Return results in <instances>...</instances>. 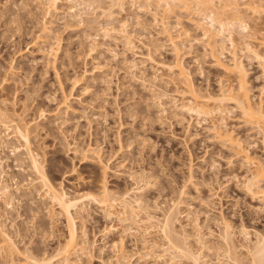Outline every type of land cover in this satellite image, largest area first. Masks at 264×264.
<instances>
[{
	"label": "rangeland",
	"instance_id": "1",
	"mask_svg": "<svg viewBox=\"0 0 264 264\" xmlns=\"http://www.w3.org/2000/svg\"><path fill=\"white\" fill-rule=\"evenodd\" d=\"M82 1L58 0L57 9L46 13L43 0H0V105L35 119L32 144L50 179L70 197L99 191L104 177L110 193L129 192L138 199L139 217L148 209L158 220L182 198L174 224L189 235L192 250L202 251L203 264H238L240 259L248 264L250 244L264 234V177L255 176L256 165L246 157L264 165L259 128L233 102L213 117L182 108L189 99L187 83L172 66L180 61L200 94H217L239 88L238 76L216 61L230 63L236 57L246 71L248 98L264 106V14L249 15L255 33L249 51L243 40L235 49L221 38L217 48L212 46L197 24L201 17L192 0L188 6L171 2L168 13L157 0H126L111 18L95 9L108 0L81 6ZM85 5L87 13L80 17ZM95 17L100 19L90 21ZM163 19L178 37V53L163 32ZM122 21L131 42L121 34ZM214 125L230 131L233 139L217 138ZM9 132L0 123V141L7 142H1L0 157H5V179L14 192L10 206L0 198V220L19 253L2 247L10 251L6 255L0 248V264H18L28 250L37 257L54 254L69 228L65 215L44 195L22 147L13 152L20 142L6 137ZM108 209L84 200L74 210L78 242L95 245L89 254L77 250L72 257L77 264H118L122 253L129 264H193L171 253L160 224L139 226L123 220L119 208ZM194 219L204 246L196 240ZM226 222L235 249L225 240ZM121 239L122 253L114 246Z\"/></svg>",
	"mask_w": 264,
	"mask_h": 264
},
{
	"label": "bare ground",
	"instance_id": "2",
	"mask_svg": "<svg viewBox=\"0 0 264 264\" xmlns=\"http://www.w3.org/2000/svg\"><path fill=\"white\" fill-rule=\"evenodd\" d=\"M57 1L58 0H43V5L46 9V13H50L51 11H55L57 9L56 7ZM83 1H87V0H83ZM83 1H82L81 6L84 4ZM108 1L109 3L107 6L102 5L100 3V4H97V6L95 7V9L97 8L98 10H101L102 16H104V18L105 17L111 18L112 16H114L113 9H116L115 7L123 10L124 4L126 3V0H108ZM157 1H159L158 3L161 7L162 12L164 11V13L166 12L168 13V11H170L172 8L171 2H178L181 6H188L190 0H157ZM160 1H165V3L163 2V4H161ZM192 1L196 2L198 14L201 17V19L198 20L197 24L199 27L203 29L204 36L207 37L208 39H212V43H211L212 46L215 47L218 39L221 38V41L223 42H225L226 40L229 41L230 44L232 45V48L235 49L237 42H239L240 40L241 41L243 40V42H245L244 44L246 48L249 51L254 50L252 49L253 44H251V41H252L251 39L252 37H254L253 35L255 33L252 32V25L249 21L250 20L249 15L264 14V0H192ZM241 4L244 5L245 7L244 9L241 7ZM87 7L88 6L85 5V7L82 8L80 17H82V15L84 14L83 11L85 10L83 9H87ZM94 11L95 10H93V13ZM73 13H75V11H73ZM86 13H87V10L85 11V14ZM75 15H77V11ZM225 15H231V18L224 17ZM102 16L100 14V17ZM96 18H99V17H95V19L92 18L90 21L94 23L96 21ZM90 21H87V22H90ZM92 22H90L89 24H93ZM106 27H105V30L111 29L110 27H108L110 29H107ZM126 27L128 26L126 22L124 21L122 23L123 33L121 34L125 36L129 41V38L131 35L129 36V32L125 30ZM162 27H163L164 34L169 38L171 43L175 46V51L176 53H178L179 52V48L177 45L178 37L173 32L174 30L172 29V27L170 26L169 22L166 19L162 20ZM46 29H47V26H45V30ZM222 47L224 50L225 49L224 44L222 45ZM216 61L218 62V65L222 69L238 76L240 86L237 89V91L236 90L234 91L232 88H230L227 90L222 89L221 92L217 94H211V93L200 94L197 91V89L191 83H189L187 79L186 69L185 67H183L182 63L179 61L172 67H175V69L179 71L182 77L185 76L183 78L185 82L187 83L186 92H188V98H189L188 102L186 103L184 102L185 104H182V105L180 104V105L182 106V108H185L188 111L195 112L198 115H205V116L213 117L215 113L221 114L225 110L224 106L228 102H233L236 104L237 107L240 108V110L242 111V114L246 117L247 120L254 121L257 124L259 131H260L261 142L264 147V106L261 104L259 105L254 104L248 98L249 96H247L248 92L246 88L244 89L245 84L243 82L244 81L243 77L246 72L244 65L236 57H234L230 63H225L219 59ZM4 81L5 79L3 80V82ZM215 105H217V107ZM7 109L8 108H5V106L2 107L0 105V123L3 126H5L6 129L11 128V132L7 133L6 134L7 136L6 135L5 136L9 138L15 137L20 142L18 146H14L13 148L14 151L13 150L12 151L18 152L20 151L18 150V148L22 147L21 148L22 152L26 154L27 156L26 158L28 160L27 161L28 166H30L33 172L36 173V177H37L36 179L39 180V184H41L42 187L45 189L44 195H46L49 199H51V201H53L58 206L61 213L65 215L67 222L69 224L68 233L66 237L64 238V240H62V242L59 243L57 248H55L54 254L47 256V257L44 255L43 257H40V256L37 257V256H34V254H31L32 251L28 253L29 250L28 252H26L25 250L26 255L25 253L23 254V252L20 251L21 255L24 256L25 260H20L18 264L19 263L20 264H56V262L58 261L59 262L57 264H77L76 260L73 259L72 257L79 248L81 251L87 252L88 254L91 253L95 245L90 243L87 239L79 243L78 237H77V231L75 228L74 210L77 211V209L80 206V202H83L84 200H87L93 203L97 202L98 204H100V206H103V208L105 207L107 209L112 208L114 210L116 208H119L120 213L123 214L125 217L123 220H132L133 223H136L137 225H139V223L142 225L149 224L150 225L149 227H154L155 224L156 225L160 224L159 225L160 230L165 234L164 236H166L167 240L169 241L171 245L170 248H172L171 249L172 251L171 250L170 251L172 254H178L179 256H181L179 258L187 259L191 261L193 264H203L202 251L200 252L197 250L195 252L194 250H192L190 243H189L190 242L189 235L183 234L182 232H180L176 228L177 226L175 227V224H174L175 219H177L178 214L181 212L179 209L182 205V198L173 201V203L168 207V209L164 211L163 219L161 218L162 220L161 219L158 220V218L155 215H152V213H150L149 211L148 213L147 212L148 209L144 210V208L143 210L145 212L144 211H141V212H144L145 216L143 218L139 217L138 213L136 212L137 210L136 206H139L138 209H141L138 203L139 201H137L138 199L137 200L132 199V196L129 192L116 193V194L110 193L104 177L101 179V182L98 188L99 191L98 190L97 192L96 191L95 192L86 191V192L78 193V195H75L73 197H70L64 189L58 187L50 179V177L48 176L47 172L44 169L43 161L40 157L39 151H37L36 149L37 147L32 144L31 134L33 130H36L38 128V123L35 121L34 118L27 119L24 114L25 113L24 110L18 113L17 109H13L12 112L8 111ZM214 131H215L216 137L219 139H227V140L233 139L232 133L228 130H223L221 126H215ZM0 139L2 140V138ZM4 141H0V149L4 147L3 144L7 143L6 141H5L6 143ZM1 142H3L2 144L3 147L1 145ZM88 149L86 150V152H88L91 148L89 150ZM246 157L248 161L253 162L256 165L255 166L256 168L254 170L255 176L258 177L259 179L263 178L264 177V165L261 164L260 162L252 161L249 155H246ZM4 158H2V156L0 157V198L5 199L4 202L6 201L5 202L6 206L8 205L10 206L13 201L12 195H14L13 194L14 192L11 189L12 188L11 185L13 183L10 184L9 179L8 181L7 179H5L7 176L6 175L7 173L4 167L6 166L4 165V162H5ZM7 160H9V156ZM6 162H9V161H6ZM9 167H10V164H9ZM128 213H130V215ZM1 214L2 212L0 210V217L2 216ZM2 221L3 220H0V248L1 250L6 247L7 249H5V251L6 250L11 251V252L10 251L4 252V250H2L6 255L9 252L11 254L14 252L19 253V248L15 246L14 241L10 237V234L6 232L7 229L6 227L4 228V224ZM193 222H194V227L197 231L196 240L201 246H204L206 244V239H205V236L202 235L200 232L201 226L196 219H194ZM181 231H182V228H181ZM231 235H234L233 232L231 231V226L228 222H226L225 223V240L229 242V246L231 245L229 247L230 249H235L237 246L236 247L233 246L234 240L233 242L231 241V237H233ZM122 244H123L122 239L114 243V246L118 247V250H121V253H122V248H121ZM248 245L246 246V248H248ZM248 250L251 256L250 260H248L249 261L248 264H264V234L259 235L257 241L254 243L253 246H251L250 244ZM10 253L8 255H10ZM16 255L20 256V254H17V253ZM175 256L177 257V255H173V257ZM236 257L237 255L234 257V259ZM126 258H127L126 255L123 253L121 255H118L117 263L118 264H129L128 261H126L125 263L124 260H126ZM238 259H240L239 256H238ZM242 260L243 259H240L239 261L237 260L238 264L239 262L240 264H243L244 262L241 263ZM12 262H13L12 264H14V261Z\"/></svg>",
	"mask_w": 264,
	"mask_h": 264
}]
</instances>
